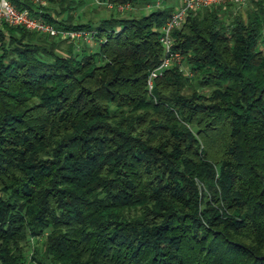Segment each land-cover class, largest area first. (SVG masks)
Here are the masks:
<instances>
[{"label": "trees", "instance_id": "trees-1", "mask_svg": "<svg viewBox=\"0 0 264 264\" xmlns=\"http://www.w3.org/2000/svg\"><path fill=\"white\" fill-rule=\"evenodd\" d=\"M13 1L94 41L0 21V264H264V0L191 11L152 88L175 3Z\"/></svg>", "mask_w": 264, "mask_h": 264}, {"label": "built area", "instance_id": "built-area-1", "mask_svg": "<svg viewBox=\"0 0 264 264\" xmlns=\"http://www.w3.org/2000/svg\"><path fill=\"white\" fill-rule=\"evenodd\" d=\"M40 3H48V0H36ZM156 5H162L163 0H154ZM153 1V2H154ZM245 0H178L176 7L168 17L167 21L162 26L161 40L164 43L165 54L160 65L151 71L149 77V85L152 88L154 86V79L159 75L164 68L170 66L173 62L179 61L182 63L183 54L175 50L173 47L174 38L172 30L174 27L181 25L190 14L191 11L198 10L204 6L213 4H225L229 2L243 3ZM151 2L150 4H153ZM109 5L117 6L119 9H126L133 7V4L128 2L115 3L108 1ZM0 21H7L15 25H24L31 29H36L41 32H47L64 37H71L73 39H79L82 37H93V32L85 28H67L58 25L54 21L45 18L42 15L32 11L29 7H20L13 0H0ZM183 68L189 70V67L185 64H181Z\"/></svg>", "mask_w": 264, "mask_h": 264}, {"label": "rangeland", "instance_id": "rangeland-1", "mask_svg": "<svg viewBox=\"0 0 264 264\" xmlns=\"http://www.w3.org/2000/svg\"><path fill=\"white\" fill-rule=\"evenodd\" d=\"M178 0H163L162 6L165 4H173ZM250 3V0H245L242 4L233 5L232 9L234 13H237L239 10L243 9V13H246V9ZM76 7L74 9L76 20H91V21H98L100 18L104 16H108L114 13L117 16H126L131 14H142L148 11H151L153 8L158 7L156 2L154 1L153 4H138L134 8H126L124 10L119 9L117 6L109 5L108 1L106 0H77ZM68 12H63L62 16H67ZM90 42L94 41L93 37L87 38ZM80 41V40H79ZM98 43L95 44V49H97ZM36 241V240H34ZM30 259L32 258V254H29ZM26 264H38L37 261L33 260V262H29Z\"/></svg>", "mask_w": 264, "mask_h": 264}]
</instances>
